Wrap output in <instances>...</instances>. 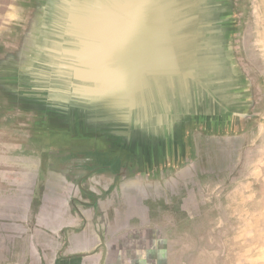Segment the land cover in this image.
Segmentation results:
<instances>
[{
	"label": "water",
	"instance_id": "obj_1",
	"mask_svg": "<svg viewBox=\"0 0 264 264\" xmlns=\"http://www.w3.org/2000/svg\"><path fill=\"white\" fill-rule=\"evenodd\" d=\"M158 4L172 32L165 35L149 27L157 19L144 14L141 22L154 41L148 51L140 52L138 66L128 65L129 51L117 53L118 61L109 64L106 74L97 64L84 72L81 59L77 67L67 64L56 71L51 58H41V68L51 78L45 80L41 99L64 104L62 113L56 114L63 122L59 127L49 123L56 118L43 117L41 150L55 149L51 156L98 150L135 167L148 155L144 170L148 171L174 166L189 155L191 145L186 139L193 128L228 133L253 127L249 124L263 108L258 99L262 89L254 69L240 54L243 0H159ZM212 7L211 42L205 27ZM162 39L168 44L160 48L157 43ZM163 56L171 59L169 64ZM211 71L224 72L226 82L206 78ZM233 73L236 79L228 84ZM196 76L204 77V82H194ZM168 147L170 152L165 151Z\"/></svg>",
	"mask_w": 264,
	"mask_h": 264
},
{
	"label": "rangeland",
	"instance_id": "obj_2",
	"mask_svg": "<svg viewBox=\"0 0 264 264\" xmlns=\"http://www.w3.org/2000/svg\"><path fill=\"white\" fill-rule=\"evenodd\" d=\"M33 2L0 0V66L7 69L0 74V102L12 105L0 108V161L26 168V179L31 182L38 166L34 160L18 155L42 154L44 165L50 159L64 165L74 158L78 165L91 164L90 168L121 169L120 176L115 177L124 181L120 194L133 196L138 188L146 207L138 210H148L153 222L162 227L156 232L157 240L167 245L162 264H264V0H243L244 22L239 37L240 54L254 69L262 89L258 99L263 108L254 124H249L253 127L228 133L193 128L186 139L191 145L189 155L174 166L148 171L136 170L122 163L120 157L98 150L51 156L52 150H41V141L32 138L34 127L29 121L18 126L13 122L15 111L8 109L22 112L25 105L39 111L41 108L34 100L41 97L37 91H24L23 95L14 92L12 78L17 72L11 73L16 68L23 71V67L28 71L37 64L41 36L32 40L37 41V47L31 43L33 64L25 59L17 67V54L11 63L1 61L22 46L19 38L27 29L28 14L39 5ZM84 11L96 15L103 10ZM28 41L24 40L26 44Z\"/></svg>",
	"mask_w": 264,
	"mask_h": 264
},
{
	"label": "crops",
	"instance_id": "obj_3",
	"mask_svg": "<svg viewBox=\"0 0 264 264\" xmlns=\"http://www.w3.org/2000/svg\"><path fill=\"white\" fill-rule=\"evenodd\" d=\"M17 157L34 160L38 174L31 182L26 168L0 161V264H159L151 250L162 227L138 210V188L119 195L115 180H84L76 163Z\"/></svg>",
	"mask_w": 264,
	"mask_h": 264
},
{
	"label": "bare ground",
	"instance_id": "obj_4",
	"mask_svg": "<svg viewBox=\"0 0 264 264\" xmlns=\"http://www.w3.org/2000/svg\"><path fill=\"white\" fill-rule=\"evenodd\" d=\"M34 4H38L37 9H33L31 14H28V24L27 29L22 32L19 40L21 41L19 47L13 50L7 60H1L3 63H11L14 61V54L20 56V63L17 65L19 67L22 65L23 60L26 59L27 63H32L34 51L31 48L37 47V41L32 42L35 38L41 36V48L39 49L41 58H51V63L56 64L55 70L58 68H63V65L67 66L75 64L77 67L78 60L81 59V64L85 65L84 72L88 73V67L97 64L99 66L100 72L103 71L106 74V70L109 69V64L118 61L117 53L121 51H129L132 54V60L128 65L134 67L138 66V57L140 52L145 49L148 51L151 46L152 38L147 34L149 32L145 31L148 26H144L145 22H141L144 16L147 18L154 16L157 19L156 25H151L149 27H155L156 31L162 34H170L172 30L171 25L164 23L163 14L159 7V0H108L109 6L99 14H91L90 12L85 13L84 4L86 0H34ZM138 2H146L151 5L146 12L145 11H133L127 5L134 4ZM198 3V2H197ZM200 4V2H199ZM156 5V6H153ZM168 7V6H167ZM162 8V7H161ZM40 10V11H39ZM215 8H209L207 10L206 16V27L205 34L211 40H214L213 36L215 33V25L213 24ZM153 19V18H152ZM162 19V21H161ZM41 25L38 26V25ZM217 30L219 27L217 25ZM146 34V35H145ZM216 34L218 32L216 31ZM29 39L27 44L24 42ZM166 39V38H165ZM36 40V39H35ZM59 45H57V43ZM158 46L163 47L164 44H168L167 40H159ZM32 43V45H31ZM165 46V45H164ZM102 49L98 55H93L94 51ZM38 52V51H37ZM105 52V55L103 54ZM16 55V56H17ZM5 58V57H4ZM121 58V56H119ZM137 59V60H135ZM164 62L170 63L171 59L163 56ZM121 63L122 60H119ZM226 66L229 64L226 61ZM30 66H27L29 68ZM215 69V68H213ZM11 73L17 72V74L12 78L15 90L23 95V92H28L34 94L35 91L38 92V96L42 95L45 88V80H51L49 75L41 68V59L37 62L35 66H31L28 71L23 67V71H18V68ZM70 70V69H69ZM7 73V69L4 66H0V74L4 75ZM102 73V74H104ZM198 72L197 74L199 75ZM83 74V73H82ZM94 74V73H92ZM214 71L206 72V78L221 81V83L226 82V75L224 72L220 74H214ZM91 75V74H90ZM202 75V74H200ZM213 76V77H212ZM1 78V76H0ZM236 79V75L233 73L232 77L229 78V83ZM194 82L199 81L202 84L204 82V77L196 76L192 79ZM223 81V82H222ZM201 86V85H200ZM202 88V86H201ZM8 89V88H7ZM3 89H0L2 91ZM11 90V89H8ZM12 91V90H11ZM16 93V92H15ZM17 94V93H16ZM47 94V91H46ZM181 94V93H180ZM1 95V94H0ZM34 99L41 104L40 111L34 109L30 106H22L25 111H18L15 109H8L15 111L13 122L18 126L20 122L29 121L34 127L32 131L35 133L32 138L41 141V128L45 125L44 116H48L53 119L56 118V122H49L50 125L59 127L63 122H60L58 114L61 110L63 111V105L60 103L47 102L44 99ZM11 104H4L0 102V108H11ZM101 109V107H98ZM65 109V108H64ZM177 109V108H176ZM178 110V109H177ZM62 111L60 113H62ZM27 113L29 116H27ZM30 112V113H29ZM54 116V117H52ZM50 121V119H48ZM117 137H120L118 134ZM121 138V137H120ZM167 139V138H165ZM184 151V143H182ZM173 146V145H172ZM181 146V145H180ZM51 150L49 147L47 148ZM55 150V149H54ZM52 150L51 152H53ZM166 152H170V147H168ZM170 155V154H169ZM144 156V155H143ZM162 157H167L164 154ZM145 160H142V165H137L136 170L147 169L148 155L144 156ZM140 159V158H139ZM141 160V159H140ZM152 166V165H151Z\"/></svg>",
	"mask_w": 264,
	"mask_h": 264
},
{
	"label": "flooded vegetation",
	"instance_id": "obj_5",
	"mask_svg": "<svg viewBox=\"0 0 264 264\" xmlns=\"http://www.w3.org/2000/svg\"><path fill=\"white\" fill-rule=\"evenodd\" d=\"M69 161L70 162H73V163H76V161H75V159L74 158H71V159H69ZM76 165H77V170H78V173L80 174H82L83 175V177H84V180L86 179L87 181H89V180H95L96 182L98 181H102V178L103 179H106L107 177L108 178H112V180H115V183L114 184H116L117 186H118V191H119V195H121L120 194V192H121V188H123L122 187V179L120 178V179H118V181H116L117 180V178H115V177H119L120 176V171H121V169L119 170H114L112 167H107V168H105V169H102L103 167H99V169H97V167L96 168H90L89 167V165H91V164H87V165H85V166H83V165H78L77 163H76ZM80 170V171H79ZM81 175V176H82ZM99 176L101 177V179H99ZM97 182V183H98ZM124 182V181H123ZM114 186L111 188V189H109L110 191H114ZM96 193H94V195L93 196H95V197H97L96 195H95ZM140 194V193H139ZM167 245H165V244H162V243H160V246L158 247V248H155V249H153V250H151V255H156V253H157V255H158V257H159V260H158V263L159 264H162V262H163V257H162V255L163 254H165L166 253V249L164 248V247H166Z\"/></svg>",
	"mask_w": 264,
	"mask_h": 264
},
{
	"label": "snow or ice",
	"instance_id": "obj_6",
	"mask_svg": "<svg viewBox=\"0 0 264 264\" xmlns=\"http://www.w3.org/2000/svg\"><path fill=\"white\" fill-rule=\"evenodd\" d=\"M109 6L108 0H86V3L84 4L85 8H94L97 10H103ZM130 9L133 11H147L149 8H151V5L146 2H138L134 4L127 5ZM144 254L141 255V259H143Z\"/></svg>",
	"mask_w": 264,
	"mask_h": 264
}]
</instances>
